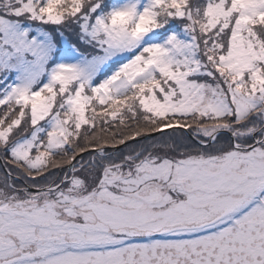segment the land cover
<instances>
[{
  "label": "snow or ice",
  "instance_id": "6c2138e0",
  "mask_svg": "<svg viewBox=\"0 0 264 264\" xmlns=\"http://www.w3.org/2000/svg\"><path fill=\"white\" fill-rule=\"evenodd\" d=\"M0 264H264V0H0Z\"/></svg>",
  "mask_w": 264,
  "mask_h": 264
}]
</instances>
